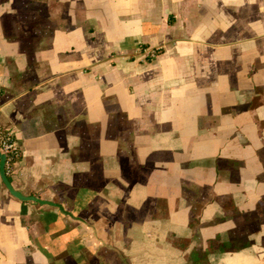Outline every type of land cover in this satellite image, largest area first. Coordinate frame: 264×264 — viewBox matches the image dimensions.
I'll list each match as a JSON object with an SVG mask.
<instances>
[{"label":"crops","instance_id":"obj_1","mask_svg":"<svg viewBox=\"0 0 264 264\" xmlns=\"http://www.w3.org/2000/svg\"><path fill=\"white\" fill-rule=\"evenodd\" d=\"M0 129V264H264V0H0Z\"/></svg>","mask_w":264,"mask_h":264},{"label":"built area","instance_id":"obj_2","mask_svg":"<svg viewBox=\"0 0 264 264\" xmlns=\"http://www.w3.org/2000/svg\"><path fill=\"white\" fill-rule=\"evenodd\" d=\"M156 54V51H152L150 53L151 56H155ZM0 152L6 155L5 168L10 169L11 162L20 154V150L13 132L0 129Z\"/></svg>","mask_w":264,"mask_h":264},{"label":"water","instance_id":"obj_3","mask_svg":"<svg viewBox=\"0 0 264 264\" xmlns=\"http://www.w3.org/2000/svg\"><path fill=\"white\" fill-rule=\"evenodd\" d=\"M5 163H6V155L4 153H1L0 152V171H1V176L3 178V181H4L5 185L9 189V191L13 195H15L16 197H18L20 199H23V200L34 199V197L25 196L21 192H19L16 189H14V187L12 186V184H11V182H10L8 176H7V172H6V168H5Z\"/></svg>","mask_w":264,"mask_h":264},{"label":"trees","instance_id":"obj_4","mask_svg":"<svg viewBox=\"0 0 264 264\" xmlns=\"http://www.w3.org/2000/svg\"><path fill=\"white\" fill-rule=\"evenodd\" d=\"M19 158H20V154H19L17 157H15V158L13 159V161L11 162V168H10V169L6 168V171H7V175H8V176L10 175V172H11V169H12L13 164H14Z\"/></svg>","mask_w":264,"mask_h":264},{"label":"rangeland","instance_id":"obj_5","mask_svg":"<svg viewBox=\"0 0 264 264\" xmlns=\"http://www.w3.org/2000/svg\"><path fill=\"white\" fill-rule=\"evenodd\" d=\"M232 56H233V55H232V54H230V55H228V58H227V59L225 58V59H226V61H229V62H227V63H229V65H230V62H231V60H232ZM244 90H246V91H247V87H245V88H244ZM261 127H263V124H261Z\"/></svg>","mask_w":264,"mask_h":264}]
</instances>
